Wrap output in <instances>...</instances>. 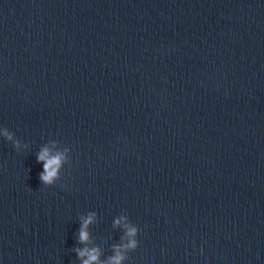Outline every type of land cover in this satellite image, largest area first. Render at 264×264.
I'll return each instance as SVG.
<instances>
[{
	"label": "water",
	"instance_id": "95a60500",
	"mask_svg": "<svg viewBox=\"0 0 264 264\" xmlns=\"http://www.w3.org/2000/svg\"><path fill=\"white\" fill-rule=\"evenodd\" d=\"M89 213L102 262L126 216L123 264H264V0H0V264H81Z\"/></svg>",
	"mask_w": 264,
	"mask_h": 264
},
{
	"label": "clouds",
	"instance_id": "9594fccd",
	"mask_svg": "<svg viewBox=\"0 0 264 264\" xmlns=\"http://www.w3.org/2000/svg\"><path fill=\"white\" fill-rule=\"evenodd\" d=\"M4 139L11 143L14 149L20 148V141L15 138L14 134L10 133L6 128L3 133ZM27 145H25L26 147ZM53 147L56 144L53 143ZM64 151H67L65 149ZM65 155L63 152H53L48 146L43 147L37 154V162L43 165V172L40 173L39 179L43 186L52 187L55 182L60 178L59 173L65 162ZM95 214L89 213L87 218L81 217V227L79 230L78 243L86 245L83 249H75L78 258L81 260V264H123L128 258L124 253L131 251L135 252L138 248V228L128 222L126 216H121L114 221V227H120L123 225L124 237L126 243L113 246L114 255L108 258L107 262L100 260V252L98 248H89L87 245L90 242L88 227L94 222Z\"/></svg>",
	"mask_w": 264,
	"mask_h": 264
}]
</instances>
